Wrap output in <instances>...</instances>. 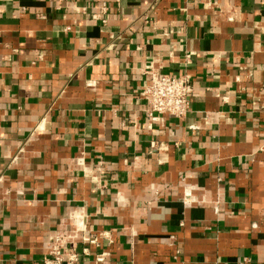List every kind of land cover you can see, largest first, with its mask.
<instances>
[{
    "label": "crops",
    "instance_id": "0c3cea01",
    "mask_svg": "<svg viewBox=\"0 0 264 264\" xmlns=\"http://www.w3.org/2000/svg\"><path fill=\"white\" fill-rule=\"evenodd\" d=\"M151 68L191 76L183 120L150 121ZM58 234L79 264H264V0H0V264Z\"/></svg>",
    "mask_w": 264,
    "mask_h": 264
},
{
    "label": "built area",
    "instance_id": "2783aa9c",
    "mask_svg": "<svg viewBox=\"0 0 264 264\" xmlns=\"http://www.w3.org/2000/svg\"><path fill=\"white\" fill-rule=\"evenodd\" d=\"M101 13L100 15H94L93 20L106 25L108 22V7L106 4H102ZM145 75L147 81L143 87L141 98L149 106L148 116L150 121H156L160 117L183 120L191 110V96L194 91L191 76L164 74L153 68L146 70ZM152 147H154V144ZM67 239V236L62 234L55 236L49 248L52 259L46 264H79L81 256L88 255V248H83L82 253H80L77 250V245L72 244L71 247H67L65 245ZM89 243L97 245V239H92ZM104 255L100 257L101 260H103Z\"/></svg>",
    "mask_w": 264,
    "mask_h": 264
}]
</instances>
